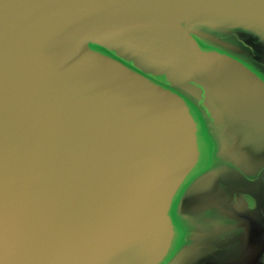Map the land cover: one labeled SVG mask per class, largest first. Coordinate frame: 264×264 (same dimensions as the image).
<instances>
[{
  "label": "water",
  "instance_id": "1",
  "mask_svg": "<svg viewBox=\"0 0 264 264\" xmlns=\"http://www.w3.org/2000/svg\"><path fill=\"white\" fill-rule=\"evenodd\" d=\"M0 264H264V0H0Z\"/></svg>",
  "mask_w": 264,
  "mask_h": 264
}]
</instances>
